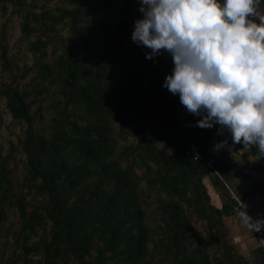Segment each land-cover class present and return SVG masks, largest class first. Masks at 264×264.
I'll list each match as a JSON object with an SVG mask.
<instances>
[{
    "label": "trees",
    "instance_id": "trees-1",
    "mask_svg": "<svg viewBox=\"0 0 264 264\" xmlns=\"http://www.w3.org/2000/svg\"><path fill=\"white\" fill-rule=\"evenodd\" d=\"M5 3L23 46L0 42V101L19 127L0 144V264H264L224 221H238L235 193L264 220V185L217 158L210 129L178 119L162 86L172 71L131 40L139 0ZM219 136L264 175L253 149Z\"/></svg>",
    "mask_w": 264,
    "mask_h": 264
},
{
    "label": "clouds",
    "instance_id": "clouds-1",
    "mask_svg": "<svg viewBox=\"0 0 264 264\" xmlns=\"http://www.w3.org/2000/svg\"><path fill=\"white\" fill-rule=\"evenodd\" d=\"M142 19L134 21L131 40L151 51L161 50L174 65L163 87L179 95L186 111L200 117L196 127H218L232 144L255 146L264 157V15L262 0H139ZM258 17V20H257ZM191 125V124H189ZM193 126V125H192ZM228 147L227 140L214 146ZM229 150H231L229 148ZM241 209L239 224L246 230H264V220Z\"/></svg>",
    "mask_w": 264,
    "mask_h": 264
},
{
    "label": "rangeland",
    "instance_id": "rangeland-1",
    "mask_svg": "<svg viewBox=\"0 0 264 264\" xmlns=\"http://www.w3.org/2000/svg\"><path fill=\"white\" fill-rule=\"evenodd\" d=\"M53 5V1L49 3V6ZM4 6L7 8L5 13H2V9L0 8V42L6 46L9 53H13L16 51L17 46H23L20 41L19 17L11 11L9 3H5ZM24 61L30 62L29 54L25 56L21 63ZM183 110L186 111L185 108ZM17 132H19L18 125L11 119L3 103L0 101V144L3 145L4 148H7L8 141L14 138ZM230 159L236 161L237 157L231 155ZM224 221L228 228L230 240L235 244L240 253L252 261V249L256 246H260L259 241L255 237V232L251 233L244 229L239 222L232 217H226Z\"/></svg>",
    "mask_w": 264,
    "mask_h": 264
},
{
    "label": "water",
    "instance_id": "water-1",
    "mask_svg": "<svg viewBox=\"0 0 264 264\" xmlns=\"http://www.w3.org/2000/svg\"><path fill=\"white\" fill-rule=\"evenodd\" d=\"M156 61L159 65H161L166 71H172L174 65L171 62H168L166 60L163 59L162 57V50L160 51V53L155 57ZM184 106L179 102L178 106H177V117L178 119L191 124L193 126H196V121L200 119V117L198 116H193L191 114H189L188 112L184 111ZM213 137H214V142L215 145L220 143V136L218 133V130L213 127L210 129ZM216 151V150H215ZM216 155L217 158L224 164L226 165L229 169L239 173L240 175H242L243 177H245L247 180L249 181H255L258 182L262 185H264V175L262 174V172L255 166L253 165H249V164H240V163H236L234 161H231L228 157H226V155L223 153V150L220 149L218 151H216ZM246 171H250L253 172L255 174H257V176H253V175H249L246 173Z\"/></svg>",
    "mask_w": 264,
    "mask_h": 264
},
{
    "label": "built area",
    "instance_id": "built-area-1",
    "mask_svg": "<svg viewBox=\"0 0 264 264\" xmlns=\"http://www.w3.org/2000/svg\"><path fill=\"white\" fill-rule=\"evenodd\" d=\"M192 148L194 150H196L194 145H192ZM251 149L254 150V152L252 153V159L258 161L259 164H263V162H264L263 157L258 158L256 147L252 146ZM195 153H196V151H195ZM245 205H246V212L249 215V209L251 208L252 203L245 204ZM255 237L259 241L260 245L264 248V233L262 231L255 232Z\"/></svg>",
    "mask_w": 264,
    "mask_h": 264
},
{
    "label": "crops",
    "instance_id": "crops-1",
    "mask_svg": "<svg viewBox=\"0 0 264 264\" xmlns=\"http://www.w3.org/2000/svg\"><path fill=\"white\" fill-rule=\"evenodd\" d=\"M237 162V161H236ZM256 176H257V174H256ZM212 196H213V202L214 203H216V204H218L219 203V198H218V195H216V193H214L213 191H212Z\"/></svg>",
    "mask_w": 264,
    "mask_h": 264
}]
</instances>
